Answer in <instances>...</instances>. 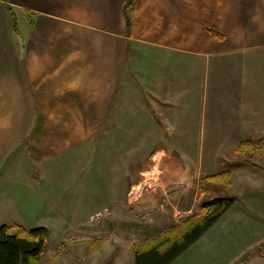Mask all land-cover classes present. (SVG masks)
<instances>
[{
    "label": "crops",
    "instance_id": "1",
    "mask_svg": "<svg viewBox=\"0 0 264 264\" xmlns=\"http://www.w3.org/2000/svg\"><path fill=\"white\" fill-rule=\"evenodd\" d=\"M117 134L158 142L152 156L175 161L183 185L165 176L134 183L148 162L133 166V150L118 160L104 144ZM262 139L264 0H0V225L132 237L133 211L155 210V219L165 203L197 191L195 142H235L232 151ZM246 154L221 171L264 174L253 161L264 154L236 155ZM207 157L208 167L216 155ZM238 188L233 205L170 264H216L236 246V264L247 254L243 264H264V196ZM92 205L110 208L95 222L98 211L84 215Z\"/></svg>",
    "mask_w": 264,
    "mask_h": 264
},
{
    "label": "rangeland",
    "instance_id": "2",
    "mask_svg": "<svg viewBox=\"0 0 264 264\" xmlns=\"http://www.w3.org/2000/svg\"><path fill=\"white\" fill-rule=\"evenodd\" d=\"M122 128H120L119 131H121ZM113 132V130H111ZM118 132V131H117ZM109 135V134H108ZM121 135L117 134V140H114L111 136H108L107 140H105L103 143L107 145V148H111L112 152H115L117 154L118 160L123 161L126 158H124V154L126 150H133L134 153H138V155L134 154L135 156L132 158H127V160H131L133 166L141 164V161H146L148 164L145 166V170L142 172V174H133V181L134 183H137L140 180H145L144 182H151L155 179L157 176V180L153 182L160 183L163 178L162 176H165L166 179L170 184L173 183H183L185 182L183 179L182 174H180V179L176 180V175L174 177V174H176V168H175V161L168 160L166 156L163 154L152 156L155 152V149L158 146V142L156 141H140V140H130V141H124L119 139ZM189 142H186V148H189V145H187ZM235 142H206V141H198L195 142L196 145V153L191 154L192 156H196L197 161V170L198 173H200V178L205 176L206 174H211L215 172H220L222 169L227 168L228 166H231V168L238 167L242 165L244 162L249 161L251 157L246 154L243 156L236 155V157L233 155L231 150H229L228 146L234 144ZM193 142H190L191 149H192ZM188 146V147H187ZM149 152L148 157H140V153ZM209 155H216V157H212L209 166L208 165V157ZM187 158V157H186ZM189 159V158H187ZM192 159V158H191ZM210 160V159H209ZM258 167L260 168L261 165H264V158L260 161L258 159H253ZM189 163V162H188ZM251 163V161H250ZM192 164V163H191ZM156 166L155 169L153 167ZM144 167V166H143ZM230 168V167H229ZM158 170L161 172L158 173ZM179 172V171H177ZM194 172V171H193ZM104 175L108 177V179L111 177L113 178L112 172H105ZM187 176V180L189 181L191 179L190 175L184 174ZM193 174V176H195ZM184 176V177H185ZM175 178V180H174ZM199 180L197 181L196 176L193 179V186L196 185L197 191L193 189H186L183 193V197L181 198L182 203L181 204H169L165 203L162 208L160 207L158 210L160 215L154 216L155 219H153V213L156 211L150 210L148 212H136L133 211V222L135 225H137L136 228L133 229V236L129 237H118L116 239H109V237H95V236H86L83 238L80 237H74L70 238L67 236H63V234H57L55 232L50 233L48 235L47 239V248L45 253L41 256V258L38 261V264H135L134 262V246L139 244L143 241L144 238L148 236L155 235L160 229H165L168 227H171L174 225L172 223V220L177 219L176 222L181 221L185 218L186 213H184V209L189 207L188 203H191L192 207V213L196 212L198 210V204L194 203V198L197 192L202 189V193L200 196V201H208L215 197H228L229 193L235 192L238 187H249L251 189L257 190L258 194L261 196H264V174L261 170H253V174H247L246 176H239L238 173H233L232 178H228L226 183H218L215 187L210 186L209 183L201 182ZM126 179V178H125ZM105 179H103L104 181ZM97 183V182H96ZM181 185V186H182ZM170 186V185H169ZM239 189V188H238ZM166 190V189H165ZM171 191V190H170ZM238 191V190H237ZM181 192V191H180ZM168 194V193H166ZM186 202V203H183ZM106 208V209H104ZM110 208V206H85L84 215H88L89 213H94L98 211L99 214L95 215V222L99 218V216L103 213H107V209ZM104 209V210H103ZM190 212V213H191ZM191 213V214H192ZM190 214V215H191ZM189 216V215H187ZM94 217V216H93ZM171 220H168V219ZM165 220V223L163 222ZM105 227L108 226V224H111V221L106 220L104 221ZM105 231L107 230L104 228ZM104 238V239H103ZM99 239L102 241L108 242L105 246H96L95 241ZM111 240V241H110ZM113 241V243H112ZM118 244V245H117ZM116 249H115V246ZM120 250H118V249ZM101 249V251H99ZM115 250V251H113ZM118 250V251H116ZM239 248L236 246L232 248L231 251L223 253L220 255L219 261L216 264H236L237 259L241 258L242 254L238 253ZM99 251V252H97ZM193 264H200V262L193 261Z\"/></svg>",
    "mask_w": 264,
    "mask_h": 264
},
{
    "label": "trees",
    "instance_id": "3",
    "mask_svg": "<svg viewBox=\"0 0 264 264\" xmlns=\"http://www.w3.org/2000/svg\"><path fill=\"white\" fill-rule=\"evenodd\" d=\"M133 0H126V6ZM12 17L13 29H16ZM212 34H217L212 31ZM235 154L246 151L258 155L264 154V139L257 145L248 141L240 142L233 150ZM228 171H220L200 178L201 182L215 187L218 183H226ZM202 189L196 198L198 210L171 227L161 229L153 236H148L135 245V264H170L188 247L195 243L236 201L235 196L215 197L208 201H200ZM48 230L43 226L26 229L18 224L0 225V264H38L47 248ZM101 240L95 241L99 246ZM247 254L239 264L249 258Z\"/></svg>",
    "mask_w": 264,
    "mask_h": 264
}]
</instances>
